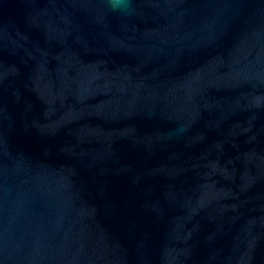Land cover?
<instances>
[{
    "label": "water",
    "instance_id": "water-1",
    "mask_svg": "<svg viewBox=\"0 0 264 264\" xmlns=\"http://www.w3.org/2000/svg\"><path fill=\"white\" fill-rule=\"evenodd\" d=\"M0 264H264V0H0Z\"/></svg>",
    "mask_w": 264,
    "mask_h": 264
},
{
    "label": "clouds",
    "instance_id": "clouds-1",
    "mask_svg": "<svg viewBox=\"0 0 264 264\" xmlns=\"http://www.w3.org/2000/svg\"><path fill=\"white\" fill-rule=\"evenodd\" d=\"M114 6H121L127 7V0H113Z\"/></svg>",
    "mask_w": 264,
    "mask_h": 264
}]
</instances>
